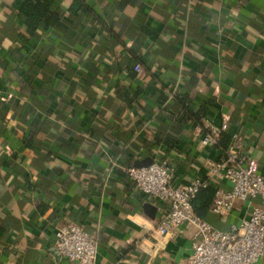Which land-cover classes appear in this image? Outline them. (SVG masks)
Segmentation results:
<instances>
[{
	"label": "crops",
	"instance_id": "1",
	"mask_svg": "<svg viewBox=\"0 0 264 264\" xmlns=\"http://www.w3.org/2000/svg\"><path fill=\"white\" fill-rule=\"evenodd\" d=\"M16 1L0 0V264H76L54 245L70 221L98 239L97 264H144L133 241L158 203L124 167L146 158L169 157L187 183L238 138L264 172V0H83L92 12L62 0V23L30 54ZM47 49L58 56L34 65ZM224 119L220 144L202 146V124ZM259 203L237 200L210 221L227 229ZM193 233L169 241L158 264H176Z\"/></svg>",
	"mask_w": 264,
	"mask_h": 264
},
{
	"label": "built area",
	"instance_id": "2",
	"mask_svg": "<svg viewBox=\"0 0 264 264\" xmlns=\"http://www.w3.org/2000/svg\"><path fill=\"white\" fill-rule=\"evenodd\" d=\"M135 69L141 71L142 66L137 63ZM228 130L227 119L220 126L207 121L198 129V140L204 147H213ZM241 148L237 138L218 160L206 163L203 175L187 183L178 182L177 165L169 157L147 166L124 167L135 188L158 203L156 221L148 235L133 241L135 249L146 256L144 264H158L168 242L181 238L188 227L194 229L190 250L176 264H259L264 260V172ZM211 185L216 188L210 211L220 218L232 215L237 200L260 203L221 229L194 206L198 193ZM54 245L72 263L97 264L99 241L82 223L70 221L59 226Z\"/></svg>",
	"mask_w": 264,
	"mask_h": 264
},
{
	"label": "trees",
	"instance_id": "3",
	"mask_svg": "<svg viewBox=\"0 0 264 264\" xmlns=\"http://www.w3.org/2000/svg\"><path fill=\"white\" fill-rule=\"evenodd\" d=\"M62 0H17V18L20 21V27H24V32H18L16 37L20 43L21 51H26L30 54L29 48L33 45L34 40L41 38V32L45 29L55 28L60 26L64 18V11L61 6ZM78 9L92 12V10L83 2V0H74L70 7V12L77 11ZM24 55V52H21ZM51 56H58L56 50L47 49L39 53V57L34 59V65L42 67L49 62ZM135 66V65H134ZM135 68V67H134ZM64 68H56L57 77H62ZM33 135H31L32 139ZM30 139V140H31ZM30 142V141H29ZM215 186L211 185L202 189L197 197L194 199V206L197 212L210 219L212 212L210 211V204L215 192Z\"/></svg>",
	"mask_w": 264,
	"mask_h": 264
},
{
	"label": "water",
	"instance_id": "4",
	"mask_svg": "<svg viewBox=\"0 0 264 264\" xmlns=\"http://www.w3.org/2000/svg\"><path fill=\"white\" fill-rule=\"evenodd\" d=\"M153 162V159L152 158H146L144 159L143 161H139L137 163V166H147V165H150L151 163ZM145 209L147 210L148 214L151 216V217H155L156 216V213H157V206L151 202H148L144 205ZM56 251H57V248H55ZM59 252V251H57Z\"/></svg>",
	"mask_w": 264,
	"mask_h": 264
}]
</instances>
